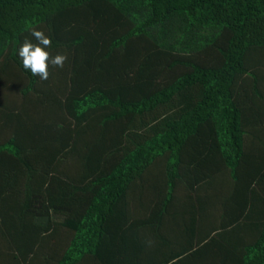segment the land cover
Returning <instances> with one entry per match:
<instances>
[{
    "label": "trees",
    "instance_id": "obj_1",
    "mask_svg": "<svg viewBox=\"0 0 264 264\" xmlns=\"http://www.w3.org/2000/svg\"><path fill=\"white\" fill-rule=\"evenodd\" d=\"M0 264H264V0H0Z\"/></svg>",
    "mask_w": 264,
    "mask_h": 264
},
{
    "label": "clouds",
    "instance_id": "obj_2",
    "mask_svg": "<svg viewBox=\"0 0 264 264\" xmlns=\"http://www.w3.org/2000/svg\"><path fill=\"white\" fill-rule=\"evenodd\" d=\"M30 36L35 43L25 37L18 48V56L22 60L25 70H29L33 76H38L41 80L49 78V65L63 68L67 60V54H56L52 56L47 50L52 46L51 38L46 36L42 30H30Z\"/></svg>",
    "mask_w": 264,
    "mask_h": 264
}]
</instances>
